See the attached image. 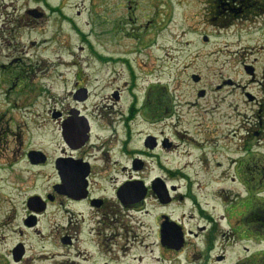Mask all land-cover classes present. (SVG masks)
I'll return each instance as SVG.
<instances>
[{"label":"rangeland","instance_id":"1","mask_svg":"<svg viewBox=\"0 0 264 264\" xmlns=\"http://www.w3.org/2000/svg\"><path fill=\"white\" fill-rule=\"evenodd\" d=\"M214 5L0 0V130H9L0 162L10 163L0 169V264H71L85 252L87 264H156L159 256L160 264H183L157 245L163 213L180 218L186 229L209 227L208 219L228 230L225 219L236 226L246 213L248 221L264 217V18L222 22L214 19ZM82 89L83 100L76 98ZM74 110L92 127L93 140L116 137L104 127L109 123L119 141H128L110 153L129 169L122 172L119 164L95 179V193L111 210L106 213L119 220L99 227L101 256L85 206L54 205V219L40 218L36 227L25 223L28 197L56 176L51 166L31 167L24 154L55 155L63 147L61 121ZM149 135L172 147L146 149ZM137 156L145 162L141 171L130 169ZM131 177L148 184L160 177L175 198L191 192L204 213L179 197L170 207L149 197L142 210L125 209L116 190ZM67 234L72 245L61 243ZM19 243L26 253L15 263L11 251Z\"/></svg>","mask_w":264,"mask_h":264},{"label":"flooded vegetation","instance_id":"2","mask_svg":"<svg viewBox=\"0 0 264 264\" xmlns=\"http://www.w3.org/2000/svg\"><path fill=\"white\" fill-rule=\"evenodd\" d=\"M214 13V19H218L222 22L238 21L240 19L249 20L251 17L254 20L263 19L264 0H216ZM114 97L116 101L121 98L118 90L116 91V94H114ZM78 113L79 112L77 110H74L70 112V114L74 115V117H69V119L66 118L67 120L64 119L61 121V139L64 148L61 147L55 155L51 156L43 150H30L26 151L24 154L26 161L31 167L41 169L42 167L45 168L47 166H51L55 174H53V176H56L53 183L48 186L47 189L34 192L28 197L27 208L30 210V218L29 220H26L25 223L29 227H36L37 222L41 220L40 218L47 216L49 219H54V215L52 213H50L49 216V208L54 205L58 206L60 204L62 205L63 203H67L70 206H85L90 210L87 218L88 221L92 223V227L88 233L92 234V236L94 235L93 244L96 245L95 248H97V253L101 256L104 253L102 250H99L101 246H103L101 237L102 233L99 231V227L101 224H105L106 222L111 221L110 223H116L119 220H117V216L106 213L111 212V210L106 204L105 199L95 193V179L98 173L109 170H118L119 164L121 165L120 170L122 172L129 169L125 164L119 163V161L113 159L112 153H110V150L122 147V145H120L121 142L125 145V147H127L128 141H119L117 128L115 126L113 127V125L109 123L104 125V127H107L106 129L108 131L114 132L116 137L113 139L105 138L104 141H102L99 137L97 140H93V136L91 134L92 127L83 116H78ZM129 119H131L130 116L127 120ZM74 122H78V126L80 128H84L85 124H88L89 131L85 142H82V139L78 135L75 138L70 137V143L65 138L64 126L66 123L72 125ZM81 123L83 124L82 126H80ZM8 132V127L6 128L3 126L0 130V158H4L7 151V147L5 146H7ZM145 147L151 151H155L159 147L163 149H170L172 147V142H163V140L159 141L158 138L149 135L146 139ZM90 150L102 153L93 155L89 153ZM127 150L130 152L128 148ZM33 151L41 152L43 154V156H41L43 161L37 164L34 163L32 161L33 159L30 157V154ZM137 153L141 154L140 152ZM0 164L2 165L0 166V169L4 170L10 168V163H7L6 161L3 163L0 162ZM130 165V169L134 171H141L145 166V162L142 158L137 156L131 161ZM166 168L167 167L165 166V169ZM169 171L171 174L174 172L172 169ZM181 174L184 175L182 172ZM156 178L157 179L150 184L146 183L142 178L133 177L122 182L116 190V197L119 204L128 210H133L134 208L141 209L145 206V202L149 197H154L161 206L170 207L174 204V200L179 197L180 200L186 198L191 199V201L196 205L195 210L204 213L199 208V204H197V200L191 192H188L185 197L177 196L175 198L172 192L167 189L169 193L167 196L163 197L164 201H162L159 196V192L161 193L162 191H165V181H163L160 177ZM69 179L81 181L83 188H75L71 190L69 194L66 192L67 190L64 186L65 182ZM140 182H142L146 188L145 197L140 201H136L140 198ZM33 198H35L34 201ZM248 217L249 213L244 214L241 222H236V224H238L236 226L230 222V219H225L226 224L229 226L228 230L221 229L219 224L210 222L208 219L205 221L209 223V227H206L207 225H202L196 227V229H186L184 222L180 218L174 219L170 215L163 213V215L159 216L156 223L158 228L156 234L159 241L157 245L167 254L176 255L178 259L179 257H182L183 264H264V217L257 218V220L252 219L250 221H248ZM28 224L32 225L30 226ZM166 224H170L172 226L176 224V226L181 229L180 233H182L183 245L180 249L174 248L172 242H170L172 247L164 243L162 235ZM254 224L257 227H260L261 230L255 231L251 229V226L255 227ZM80 234V232H76L75 237L77 238V235ZM73 241L74 237L71 238L68 234L62 235L61 237V243L63 245H72ZM250 244L260 245L261 248L253 251L249 246ZM228 248L231 252H228ZM83 255L85 256H83L80 261L71 260L70 263L87 264V260H89L87 252ZM77 256L78 253L76 254V257ZM24 258L25 255L23 259ZM23 259L21 261H23ZM162 261L163 258L159 256L155 263L160 264Z\"/></svg>","mask_w":264,"mask_h":264},{"label":"water","instance_id":"3","mask_svg":"<svg viewBox=\"0 0 264 264\" xmlns=\"http://www.w3.org/2000/svg\"><path fill=\"white\" fill-rule=\"evenodd\" d=\"M207 39V38H206ZM246 71L249 74H253V68L252 67H247ZM194 82H199L201 80L200 76L198 75H193L192 77ZM78 95H82L83 97H76L78 99H85L87 96V92L85 89H82L81 91L77 92ZM203 94H205V92L202 90L200 91L199 95L200 96H204ZM77 122H74L72 125L71 124H67L64 126V134H65V138L68 140V142L70 143V137L75 138L78 136H80V138L82 139V142H85L87 140V136H88V131H89V126L88 124H85L84 128H80L79 126L76 125ZM80 142V143H82ZM41 156H43V154L41 152H37V151H33L30 154L31 159H33L32 161L34 163H40L41 161H43V159H41ZM35 160V161H34ZM140 186H139V197L136 201H140L145 197V186L143 185L142 182H140ZM65 189L67 190L66 192H68L70 194V191L75 189V188H83V184L81 181L79 180H75V179H69L65 182L64 184ZM63 186V188H64ZM159 196L161 198L162 201H164L163 197L167 196L166 190L162 191L161 193L159 192ZM35 200V198H33V201ZM31 202V200H30ZM164 233H163V241L165 244L171 246L172 244L170 242L173 243V247L176 249H180L183 245V238H182V233L181 229L179 227L176 226V224H174V226L170 225V224H166V226L164 227ZM172 247V246H171ZM12 252L13 255V260L15 263L20 262L24 255H25V248L22 244H18Z\"/></svg>","mask_w":264,"mask_h":264},{"label":"bare ground","instance_id":"4","mask_svg":"<svg viewBox=\"0 0 264 264\" xmlns=\"http://www.w3.org/2000/svg\"><path fill=\"white\" fill-rule=\"evenodd\" d=\"M113 59H115V58H109L108 60H109V61H113ZM106 60H107V59H106ZM115 60H116V59H115ZM151 68H152V67H150L149 71H151ZM49 70H50V69L46 70V72H47V71L49 72ZM47 74H48V73H47ZM178 146H180V145H178Z\"/></svg>","mask_w":264,"mask_h":264}]
</instances>
